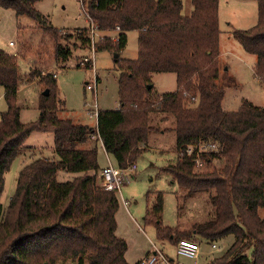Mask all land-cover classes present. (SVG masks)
Wrapping results in <instances>:
<instances>
[{
    "label": "trees",
    "instance_id": "16d2710c",
    "mask_svg": "<svg viewBox=\"0 0 264 264\" xmlns=\"http://www.w3.org/2000/svg\"><path fill=\"white\" fill-rule=\"evenodd\" d=\"M39 1L0 0V8L53 30L57 39L56 29L47 26L46 17L35 9ZM79 1L97 33L104 35L102 41L94 42L95 54L109 51L119 56L127 34L136 31L137 57H115L119 108L98 111L93 129L60 118L64 102L50 73L33 76L49 94L39 95L38 119L22 123L16 104V58L0 50V87L6 103L0 114V198L4 176L26 149L24 143L32 132L53 134L57 158H40L24 166L8 207L3 209L0 203V264H127L126 242L115 234L118 192L102 187L91 140L100 142L117 168L126 169L144 151L148 133L155 129L148 123L150 113L170 115L175 121L176 161L162 171L185 190L186 198L213 192L210 201L215 209L212 219L188 231L162 228V195L158 193L149 212L157 239L200 245L232 236L227 250L209 264H264V219L258 214L264 209V108L247 101L234 112L221 107L224 87L216 82L219 0H191L189 17L181 14L182 0ZM254 1L256 24L248 30H232V36L256 57L254 74L264 81V0ZM116 28L117 37L111 40L108 35ZM75 38L81 48L90 49L88 29L77 30ZM54 51L57 62L71 55L57 42ZM152 73L175 74L176 91L155 98ZM201 141L214 143L217 151L202 156L204 168L195 170L185 148ZM60 171L77 176L59 182Z\"/></svg>",
    "mask_w": 264,
    "mask_h": 264
},
{
    "label": "rangeland",
    "instance_id": "374dc122",
    "mask_svg": "<svg viewBox=\"0 0 264 264\" xmlns=\"http://www.w3.org/2000/svg\"><path fill=\"white\" fill-rule=\"evenodd\" d=\"M187 4L190 6L191 1L182 0L181 13L183 11L184 14ZM35 9L46 17L47 26L56 29L57 39L51 34L53 30L40 27L28 17L16 16L11 10L0 8V50L15 55L18 67L16 104L20 111V121L25 124L35 122L40 114L39 95L46 88L33 76L54 73L57 96L64 102L65 108V112L59 114L60 118L94 129L96 117L89 115L93 104L96 103L98 111L119 108V72L116 70L115 57L109 51L92 53L76 42L77 30L88 29L90 24L79 0H42L35 4ZM218 17L219 78L216 82L224 87L222 109L227 112L237 111L243 101L264 108V81L258 80L254 74L256 57L247 54L232 36V30H248L256 24V1L219 0ZM115 32L109 33L111 40L116 39ZM137 35L136 31L127 34L126 47L117 59H136ZM103 36L95 33V42L102 41ZM56 42L71 52L65 62L56 61ZM85 57L93 59V69L84 66ZM150 78L153 86L151 93L155 98L174 93L177 89L173 73H152ZM94 79L98 80L94 89H87V84L94 82ZM3 94V88L0 87V114L6 110ZM148 123L155 129L148 133L144 151L134 161L135 170L130 167L122 173L123 179L118 191L115 234L126 242L125 260L127 264H136L155 246L174 264H209L213 257L227 250L233 241L232 236L217 242L220 251L216 253L212 252L210 244L200 243L199 258L195 262L177 256L176 246L170 241L158 240L156 224L149 221V212L158 193L162 195V228L188 231L193 225L212 219L215 209L210 201L213 192L197 193L186 198L185 190L168 173L162 171L164 166L176 161L174 118L166 114L150 113ZM94 145L99 168L107 167L108 162L117 167L115 160L104 152L98 141ZM24 147L26 149L14 159L4 176L0 198L3 209L8 207L15 193L16 178L24 166L40 158L57 159L53 152V134L50 132H32ZM75 176L60 171L57 180L65 182ZM259 216L264 219V210L260 211Z\"/></svg>",
    "mask_w": 264,
    "mask_h": 264
},
{
    "label": "built area",
    "instance_id": "2783aa9c",
    "mask_svg": "<svg viewBox=\"0 0 264 264\" xmlns=\"http://www.w3.org/2000/svg\"><path fill=\"white\" fill-rule=\"evenodd\" d=\"M84 10V9H83ZM84 15L87 17L88 21L90 22L88 28V34L91 38V47L90 52L94 53V35L97 33L96 26L92 23L90 18L88 17L86 11L84 10ZM115 34L117 37L118 28L115 30ZM11 44V43H10ZM83 64H89L90 68L93 69V59L89 57L83 58ZM52 74V73H51ZM52 77L55 78L56 75L53 73ZM97 79H94V82L88 83L86 88L89 90H93ZM92 111L89 113L90 116L96 117L98 114V109L96 103L92 105ZM217 151V146L214 143L210 142H199L196 145H188L185 148V153L187 156L192 158V162L194 165L195 170H202L204 168V162L202 156L209 155L211 152ZM131 167V168H130ZM130 168L131 170H135V164L130 165L126 169H120L117 167L111 166L108 162L107 167L103 168L100 171L101 177V185L107 191H119L122 181V173ZM176 254L177 256L186 257L189 259L194 260L195 262L199 258V244L187 240H180L176 244ZM212 252H219L220 247L217 243L210 244ZM139 264H174L171 260H169L161 250L157 249L155 246H152L150 253L140 261ZM196 264V263H195Z\"/></svg>",
    "mask_w": 264,
    "mask_h": 264
},
{
    "label": "crops",
    "instance_id": "0c3cea01",
    "mask_svg": "<svg viewBox=\"0 0 264 264\" xmlns=\"http://www.w3.org/2000/svg\"><path fill=\"white\" fill-rule=\"evenodd\" d=\"M191 1V0H190ZM186 10H185V12H184V14H183V11H182V15L184 16V17H189L190 15H191V12H192V5H190L189 6V4H187V7L185 8ZM65 112V111H64ZM100 143V142H99ZM91 144H94V142H93V139L91 140ZM106 167V166H105ZM105 167H102V168H100L101 170L103 169V168H105ZM100 170V171H101ZM261 210H264V209H259V211H258V214L260 213V211Z\"/></svg>",
    "mask_w": 264,
    "mask_h": 264
},
{
    "label": "water",
    "instance_id": "95a60500",
    "mask_svg": "<svg viewBox=\"0 0 264 264\" xmlns=\"http://www.w3.org/2000/svg\"><path fill=\"white\" fill-rule=\"evenodd\" d=\"M114 57H117V56H114ZM48 94H49L48 90H45V91L42 93V95L45 96V97L48 96Z\"/></svg>",
    "mask_w": 264,
    "mask_h": 264
}]
</instances>
